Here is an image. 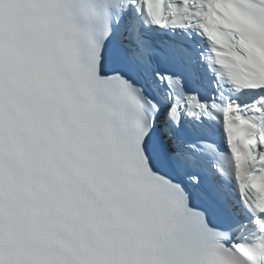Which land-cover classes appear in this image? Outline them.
<instances>
[{
	"label": "snow or ice",
	"instance_id": "snow-or-ice-1",
	"mask_svg": "<svg viewBox=\"0 0 264 264\" xmlns=\"http://www.w3.org/2000/svg\"><path fill=\"white\" fill-rule=\"evenodd\" d=\"M0 264H264V0H0Z\"/></svg>",
	"mask_w": 264,
	"mask_h": 264
}]
</instances>
